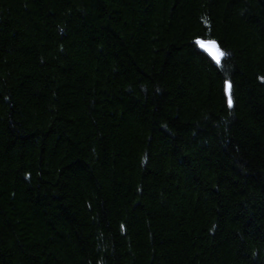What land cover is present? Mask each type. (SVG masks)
<instances>
[{
    "label": "trees",
    "instance_id": "obj_1",
    "mask_svg": "<svg viewBox=\"0 0 264 264\" xmlns=\"http://www.w3.org/2000/svg\"><path fill=\"white\" fill-rule=\"evenodd\" d=\"M0 264H264V0H0Z\"/></svg>",
    "mask_w": 264,
    "mask_h": 264
},
{
    "label": "snow or ice",
    "instance_id": "obj_2",
    "mask_svg": "<svg viewBox=\"0 0 264 264\" xmlns=\"http://www.w3.org/2000/svg\"><path fill=\"white\" fill-rule=\"evenodd\" d=\"M197 44L205 50L212 51L214 59L216 60L217 64H219L221 62V59L226 55V53L220 48V46L218 45L216 41L198 40ZM231 88H232L231 83H228L226 85V94L228 98V105L230 108L233 106Z\"/></svg>",
    "mask_w": 264,
    "mask_h": 264
},
{
    "label": "water",
    "instance_id": "obj_3",
    "mask_svg": "<svg viewBox=\"0 0 264 264\" xmlns=\"http://www.w3.org/2000/svg\"><path fill=\"white\" fill-rule=\"evenodd\" d=\"M197 44V43H196ZM199 51L205 55L209 60H213L215 64H217L216 60L214 59L213 53L210 50H205L203 48H201L198 44H197Z\"/></svg>",
    "mask_w": 264,
    "mask_h": 264
},
{
    "label": "bare ground",
    "instance_id": "obj_4",
    "mask_svg": "<svg viewBox=\"0 0 264 264\" xmlns=\"http://www.w3.org/2000/svg\"><path fill=\"white\" fill-rule=\"evenodd\" d=\"M221 60H222V59H221ZM210 61H211L212 63H214V61H213V60H211V59H210ZM214 64H215V63H214Z\"/></svg>",
    "mask_w": 264,
    "mask_h": 264
},
{
    "label": "rangeland",
    "instance_id": "obj_5",
    "mask_svg": "<svg viewBox=\"0 0 264 264\" xmlns=\"http://www.w3.org/2000/svg\"><path fill=\"white\" fill-rule=\"evenodd\" d=\"M216 65H218V64H216Z\"/></svg>",
    "mask_w": 264,
    "mask_h": 264
}]
</instances>
